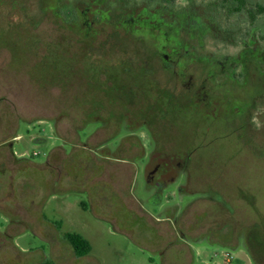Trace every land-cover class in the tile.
I'll use <instances>...</instances> for the list:
<instances>
[{"label": "rangeland", "instance_id": "1", "mask_svg": "<svg viewBox=\"0 0 264 264\" xmlns=\"http://www.w3.org/2000/svg\"><path fill=\"white\" fill-rule=\"evenodd\" d=\"M238 1L0 0V264H264V13Z\"/></svg>", "mask_w": 264, "mask_h": 264}, {"label": "trees", "instance_id": "2", "mask_svg": "<svg viewBox=\"0 0 264 264\" xmlns=\"http://www.w3.org/2000/svg\"><path fill=\"white\" fill-rule=\"evenodd\" d=\"M161 2V3H165L166 0H153ZM239 6H238V11H246V13L249 15L250 19L252 21L256 20V17L258 15H261L264 13V8H258L257 9H252V8H247L246 2L245 0H239L238 1ZM65 239L67 240V242L70 244V246L72 247L76 257L78 258H82L85 257L87 255L90 254L91 252V245L90 243L81 235L79 234H75V233H68L65 234ZM249 253H252V250L249 248ZM41 264H55L53 261L51 260H46L44 262H42Z\"/></svg>", "mask_w": 264, "mask_h": 264}, {"label": "crops", "instance_id": "3", "mask_svg": "<svg viewBox=\"0 0 264 264\" xmlns=\"http://www.w3.org/2000/svg\"><path fill=\"white\" fill-rule=\"evenodd\" d=\"M8 131V130H7ZM9 139L7 138V139H4V140H2V141H0L1 143V147H4V148H6V147H8L11 143H10V141H8ZM1 160H0V164H2V163H6L7 161H8V158H6V157H1L0 158ZM8 163V162H7Z\"/></svg>", "mask_w": 264, "mask_h": 264}]
</instances>
